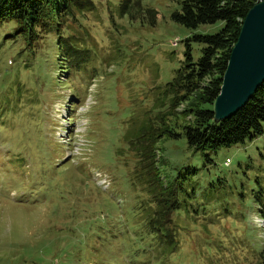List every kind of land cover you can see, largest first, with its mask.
<instances>
[{
  "label": "rangeland",
  "instance_id": "obj_1",
  "mask_svg": "<svg viewBox=\"0 0 264 264\" xmlns=\"http://www.w3.org/2000/svg\"><path fill=\"white\" fill-rule=\"evenodd\" d=\"M179 8L73 0L34 29L0 19V264H264L263 135L215 152L158 139L178 204L166 244L130 172L123 134L165 111L194 35L223 25L185 27Z\"/></svg>",
  "mask_w": 264,
  "mask_h": 264
},
{
  "label": "trees",
  "instance_id": "obj_2",
  "mask_svg": "<svg viewBox=\"0 0 264 264\" xmlns=\"http://www.w3.org/2000/svg\"><path fill=\"white\" fill-rule=\"evenodd\" d=\"M177 1L180 8L171 13V18L183 26L195 28L199 24L217 20H221L223 25L215 33L194 35V39L202 44L201 54L195 61H190L187 49L185 64L166 88V92H171V97H166L169 100L165 111H160L155 118L146 119L123 134L128 149L135 157L130 172L145 191L149 212L147 222L151 229L157 230L155 239L159 243H164L161 241V234L166 233L164 224L173 221L171 214L178 209V204L174 194L162 183L156 167L158 139L184 134L188 145L195 150L215 152L221 147L264 136V80L232 115L215 120L213 112L214 101L242 21L247 11L260 0ZM72 4L73 0H0V19H15L34 29L49 16H62ZM181 102H185V106L177 112L175 108ZM178 115L183 121L171 122L170 117ZM170 236L167 244H171L173 249V234Z\"/></svg>",
  "mask_w": 264,
  "mask_h": 264
},
{
  "label": "water",
  "instance_id": "obj_3",
  "mask_svg": "<svg viewBox=\"0 0 264 264\" xmlns=\"http://www.w3.org/2000/svg\"><path fill=\"white\" fill-rule=\"evenodd\" d=\"M264 80V0L246 13L215 98V120L232 115Z\"/></svg>",
  "mask_w": 264,
  "mask_h": 264
}]
</instances>
